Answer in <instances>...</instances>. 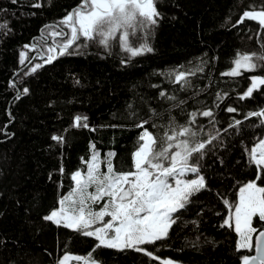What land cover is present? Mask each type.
<instances>
[{"label": "trees", "instance_id": "16d2710c", "mask_svg": "<svg viewBox=\"0 0 264 264\" xmlns=\"http://www.w3.org/2000/svg\"><path fill=\"white\" fill-rule=\"evenodd\" d=\"M83 3L0 0V24L6 25L0 28V264H58L66 254L99 264H242L254 245L238 251V235L220 225L228 213L223 198L231 204L238 188L258 171L257 186H264V166L252 162L251 155L264 139V117L249 115L264 111V84L244 96L252 86L250 77L264 76V65L242 67L237 76L224 73L244 54H264L259 21L245 18L237 24L243 11L261 10L264 0H158L155 27L135 37L130 31L127 38L135 46L143 35L151 53L131 57L117 42V32L110 47L88 42L86 48L71 55L69 48L61 55L65 41L51 33H70L63 19L74 12L75 20ZM53 41L55 52L48 53ZM48 55L55 57L50 63ZM253 62H258L255 57ZM36 64L41 67L32 72ZM180 72L184 76L177 80ZM24 87L29 92L17 98ZM229 107L236 111L229 113ZM204 111L213 116H202ZM144 120L157 144L160 136H175L168 142L170 152L179 151L176 145L185 139L189 146L206 144L200 160L206 188L173 214L178 218L167 238L140 245L159 259L133 248L95 247V236L45 220L76 188L72 176L87 174L93 154L103 170L108 153H115L110 158L114 172L134 168L133 153L143 131L137 125ZM181 126L195 135H180ZM259 223L264 222L253 218V227Z\"/></svg>", "mask_w": 264, "mask_h": 264}, {"label": "snow or ice", "instance_id": "6c2138e0", "mask_svg": "<svg viewBox=\"0 0 264 264\" xmlns=\"http://www.w3.org/2000/svg\"><path fill=\"white\" fill-rule=\"evenodd\" d=\"M12 2L15 3L16 0ZM156 3L158 0H84L81 8L75 12L76 19H73V15H67L62 22L71 25L70 33L54 31L51 35L64 39L65 42L61 45V55L69 48H71L69 55L81 47L86 48L88 42L105 48L110 47V42L117 32L121 36L117 42L126 52L130 53L131 57L141 55L143 52L151 53L153 48L149 46L147 38L143 35L134 41L135 46H129L127 38L130 31L135 37L138 31L154 28L157 24L156 18L160 16L155 7ZM33 6L39 7L40 5L34 4ZM260 7L259 11L255 8L243 11L237 24L243 23L247 18L258 20L260 27H264V3ZM0 28H6V25L0 24ZM81 37L83 41L80 40ZM54 51L55 41H53V46L47 49L48 53ZM20 55V62L23 65L26 53L22 52ZM254 57L257 63L253 62ZM54 58L48 55L46 62L50 63ZM234 63L235 67L231 72L224 73V75L237 76L242 67L253 70L264 65V54L258 55L256 52L251 55L244 54ZM40 67V64H36L31 71L35 72ZM183 76L184 73L180 72L176 79L179 80ZM250 79L252 86L247 88L244 93L245 97L251 96L257 84H264V76L253 75ZM12 86L15 87V84ZM28 92L29 89L24 87L17 98ZM161 95L164 94L161 93ZM227 111L233 113L236 109L229 107ZM249 115L264 117V111L252 112ZM202 116L212 117L213 113L204 111ZM83 119L87 120V117ZM75 120L80 121L81 117L76 116ZM147 123L148 121L144 120L137 125L143 131L138 137V148L133 153L134 168L114 172L110 158L115 153H108L107 168L101 175L95 165L97 155L93 154L92 163H89L86 169V178L83 181L78 179L81 175L79 171L72 176L79 190L77 207L72 209L74 214L69 215L66 211L52 210L49 215L44 216V219L58 226L63 224L64 228L73 229L86 237L95 236L98 240L95 247L133 248L150 258L159 259L153 256L152 251L140 245H151L167 238L170 227L176 223L178 218L173 214L186 208L191 195L206 188L205 177L200 174V160L204 155L205 143L196 141L189 146V141L185 139L176 145L179 151L170 152L173 145L168 142L175 139V136L168 134L160 136L157 144L153 133L144 127ZM240 123L239 120L235 121V125ZM83 127L88 128L89 125L84 123ZM181 127L180 135L186 132L190 136L195 135L189 132L187 127ZM52 139L60 138L53 136ZM207 142L210 144L211 140ZM153 145L156 147L153 148ZM257 147L260 148L259 158L255 155ZM251 155L252 162L258 167L264 166V139H261L258 145L251 149ZM160 161H166L167 164ZM177 164L180 165L179 168ZM185 171L195 174L196 178L180 179L179 177L183 176ZM257 180H260L259 171L253 180L243 183L238 188V197H234L231 204L227 198H223V204L228 207V213L220 227L232 228L238 235L237 250L251 249L252 235L256 233L255 255H243L242 264H264V223H259L257 227L252 226L253 218L264 222V186H257ZM261 182L264 183V181ZM91 186H94L95 195L88 192ZM104 197L108 199L104 201L100 209L93 212L88 207L86 216L85 201L91 199L93 202H98ZM65 199L67 197L58 202V207L63 206ZM106 216L110 217V220L105 222L102 228L97 227L94 231L88 230L93 223ZM233 220L234 225L231 223ZM109 233H111L110 238ZM69 259L72 257L66 254L58 264H64V261ZM75 259L81 258L77 256ZM168 264L172 262L168 261Z\"/></svg>", "mask_w": 264, "mask_h": 264}, {"label": "rangeland", "instance_id": "374dc122", "mask_svg": "<svg viewBox=\"0 0 264 264\" xmlns=\"http://www.w3.org/2000/svg\"><path fill=\"white\" fill-rule=\"evenodd\" d=\"M231 70L229 72H231ZM255 155H256L257 158H259V155H260V148L259 147H257ZM90 163H92V161ZM95 165H96L97 171L101 175L106 171V170H103L101 168V163H100V159H99L98 155H97V161L95 162ZM179 167H180V165L177 164V168H179ZM190 174L192 175L193 173H191L190 171H185L184 175L181 176V177H179V178L180 179H190L189 178L191 176ZM86 176H87V174L86 175L81 174L80 177H78V179H80L81 181H83V179H85ZM194 178H196V177H194ZM88 192L91 193V194H93V195H95L94 186L89 187ZM65 197H67V199H65L63 206H59V208L57 210L66 211L69 215H73L74 213L72 212V209L75 208V207H77V203L76 202L78 201V198H79L78 186L76 185V188L74 189V191L71 192L70 194H68ZM107 199H108L107 197H104L103 200L98 201V202H93L91 199L86 200L85 201V207H86L85 215L87 216V208L88 207H90L93 212H96V211H98L100 209V207L102 206V204L104 203V201H106ZM105 218H108V217L106 216L102 220H98L95 223H93L91 225V227L89 228L90 231H94L95 228H97L96 225L98 223H101L102 224L101 226H99V227L102 228L103 225H104V223L107 222V220ZM233 225H234V220H233ZM254 235H255V233L252 235L251 246L253 245ZM110 237H111V233H109V238ZM168 261H171V260H163L162 261V264H168ZM72 262H74V264H99L98 262H95V261H92V260H88V259L86 260V262H83V259L82 260L81 259L74 260L73 258L72 259H69L68 261H64V264H71ZM171 262H172V264H179V263H176L174 261H171Z\"/></svg>", "mask_w": 264, "mask_h": 264}, {"label": "bare ground", "instance_id": "6f19581e", "mask_svg": "<svg viewBox=\"0 0 264 264\" xmlns=\"http://www.w3.org/2000/svg\"><path fill=\"white\" fill-rule=\"evenodd\" d=\"M251 3V2H250ZM158 11V10H157ZM64 20V19H63ZM159 22V21H158ZM160 23V22H159ZM155 27V26H154ZM156 29V28H155ZM154 29V30H155ZM145 31V30H144ZM153 33V32H152ZM117 36V35H116ZM134 37V36H133ZM147 37V36H146ZM117 38V37H116ZM153 42V41H152ZM133 45V44H132ZM124 50V49H123ZM55 52V51H54ZM113 52V51H112ZM61 53V52H60ZM124 56V55H123ZM45 58V57H44ZM41 60V59H40ZM170 68V67H169ZM175 68V67H174ZM196 81V80H195ZM10 85V84H9ZM11 86V85H10ZM9 90H10V88H9ZM24 95V94H23ZM235 96V95H234ZM250 112V111H249ZM246 116V115H245ZM10 117V116H9ZM13 117V116H12ZM254 117V116H253ZM259 120V119H258ZM200 123V122H199ZM81 124V123H80ZM185 126V125H184ZM203 126V125H202ZM178 127V126H177ZM89 129V128H88ZM180 139V138H179ZM205 139V138H204ZM57 142V141H56ZM206 145V144H205ZM88 146V145H87ZM173 150V149H172ZM171 150V151H172ZM166 162V161H165ZM88 163V162H87ZM83 170V169H82ZM191 175V174H190ZM189 177V176H188ZM73 194V193H72ZM97 240V239H96ZM79 262V261H78Z\"/></svg>", "mask_w": 264, "mask_h": 264}, {"label": "water", "instance_id": "95a60500", "mask_svg": "<svg viewBox=\"0 0 264 264\" xmlns=\"http://www.w3.org/2000/svg\"><path fill=\"white\" fill-rule=\"evenodd\" d=\"M72 15H73V19H74V12H72ZM255 241H256V236H255L254 241H253V245H254V253H253V255H255Z\"/></svg>", "mask_w": 264, "mask_h": 264}, {"label": "crops", "instance_id": "0c3cea01", "mask_svg": "<svg viewBox=\"0 0 264 264\" xmlns=\"http://www.w3.org/2000/svg\"><path fill=\"white\" fill-rule=\"evenodd\" d=\"M71 257H72L74 260H76V259H75V256H71Z\"/></svg>", "mask_w": 264, "mask_h": 264}, {"label": "flooded vegetation", "instance_id": "af4514ba", "mask_svg": "<svg viewBox=\"0 0 264 264\" xmlns=\"http://www.w3.org/2000/svg\"><path fill=\"white\" fill-rule=\"evenodd\" d=\"M82 10V9H81Z\"/></svg>", "mask_w": 264, "mask_h": 264}]
</instances>
